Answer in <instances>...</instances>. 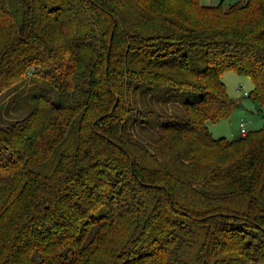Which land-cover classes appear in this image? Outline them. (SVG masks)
<instances>
[{"label": "trees", "instance_id": "1", "mask_svg": "<svg viewBox=\"0 0 264 264\" xmlns=\"http://www.w3.org/2000/svg\"><path fill=\"white\" fill-rule=\"evenodd\" d=\"M224 70L264 111V0H0V90L34 80L0 121V264H264V125L211 134Z\"/></svg>", "mask_w": 264, "mask_h": 264}, {"label": "rangeland", "instance_id": "2", "mask_svg": "<svg viewBox=\"0 0 264 264\" xmlns=\"http://www.w3.org/2000/svg\"><path fill=\"white\" fill-rule=\"evenodd\" d=\"M204 4H212L217 2H222V4L227 5L235 0H199ZM222 79L225 82L226 90L229 95L237 97V102L235 106L231 109L230 113L217 119L215 121H207L210 124V132L213 136L224 135L226 137L233 136L239 129V120H244V126L248 128H257L264 125V111L260 110L254 102L246 95L247 91L252 85L250 78L247 75L238 74L233 70H224L222 72ZM34 80L31 78H24L14 83L10 84L6 88L0 90V121L5 122L14 117H17L24 113L30 105L24 101V96L27 95L33 89ZM239 85V89H237ZM243 90L246 92L244 93ZM176 96L181 95V93H174ZM173 95V96H175ZM196 96V94H193ZM142 97L138 96V99ZM183 98V97H182ZM137 99V101H138ZM146 99H151L149 94L143 96L140 100L143 102ZM180 99V98H179ZM23 100V101H22ZM173 100V99H172ZM139 101V102H140ZM18 106L17 108L15 106ZM161 105V104H158ZM167 111L179 112L181 111V102L179 100L172 101V103L164 104ZM137 126V125H136ZM136 127L129 128L134 131ZM139 131V130H138ZM232 132L230 135L227 132ZM143 132V131H142ZM144 133V132H143ZM143 139H148V134H141Z\"/></svg>", "mask_w": 264, "mask_h": 264}, {"label": "built area", "instance_id": "3", "mask_svg": "<svg viewBox=\"0 0 264 264\" xmlns=\"http://www.w3.org/2000/svg\"><path fill=\"white\" fill-rule=\"evenodd\" d=\"M239 88H240L239 85H237V89H239ZM243 92L245 93L246 91L243 90ZM245 131H246V128H245V126H244V120H243V119H240V120H239V133L242 134V133H244Z\"/></svg>", "mask_w": 264, "mask_h": 264}, {"label": "crops", "instance_id": "4", "mask_svg": "<svg viewBox=\"0 0 264 264\" xmlns=\"http://www.w3.org/2000/svg\"><path fill=\"white\" fill-rule=\"evenodd\" d=\"M220 119V118H219ZM211 122V121H210ZM213 122V121H212ZM208 127H209V129H210V124H208ZM227 133H229L228 135H230V133H232V132H227ZM240 133H239V129H238V132L236 131V134H232L233 136H236V135H239ZM233 136H231V137H233Z\"/></svg>", "mask_w": 264, "mask_h": 264}]
</instances>
